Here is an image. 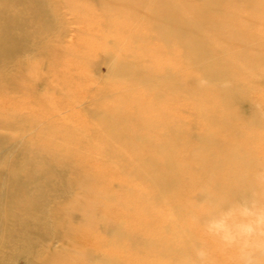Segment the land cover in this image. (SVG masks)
I'll return each instance as SVG.
<instances>
[{"label": "bare ground", "instance_id": "bare-ground-1", "mask_svg": "<svg viewBox=\"0 0 264 264\" xmlns=\"http://www.w3.org/2000/svg\"><path fill=\"white\" fill-rule=\"evenodd\" d=\"M260 91L264 0H0V264H244Z\"/></svg>", "mask_w": 264, "mask_h": 264}, {"label": "clouds", "instance_id": "clouds-1", "mask_svg": "<svg viewBox=\"0 0 264 264\" xmlns=\"http://www.w3.org/2000/svg\"><path fill=\"white\" fill-rule=\"evenodd\" d=\"M208 231L228 247L238 249L244 264H254L252 251L264 247V204L253 198L226 209L222 217L208 223ZM196 257L205 261L207 252L196 250Z\"/></svg>", "mask_w": 264, "mask_h": 264}, {"label": "rangeland", "instance_id": "rangeland-1", "mask_svg": "<svg viewBox=\"0 0 264 264\" xmlns=\"http://www.w3.org/2000/svg\"><path fill=\"white\" fill-rule=\"evenodd\" d=\"M70 10L72 11V8H70ZM70 10L68 9L69 12H70ZM69 17H70V16H69ZM122 31H123V29H121L119 32H121V34H125V33L122 32ZM77 44L82 45L83 42H82L81 40H78V41H77ZM102 72H103V69H102ZM86 74H87V75H90V73H86ZM256 94H258V95H263V94H264V91H260L259 93H256ZM7 133H10V134H18L19 131L8 130ZM78 238L81 239V237H78Z\"/></svg>", "mask_w": 264, "mask_h": 264}]
</instances>
